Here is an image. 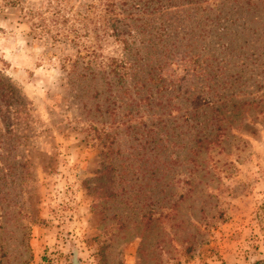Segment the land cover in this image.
<instances>
[{"label":"rangeland","instance_id":"obj_1","mask_svg":"<svg viewBox=\"0 0 264 264\" xmlns=\"http://www.w3.org/2000/svg\"><path fill=\"white\" fill-rule=\"evenodd\" d=\"M115 1L0 0V264H255L264 0Z\"/></svg>","mask_w":264,"mask_h":264},{"label":"trees","instance_id":"obj_2","mask_svg":"<svg viewBox=\"0 0 264 264\" xmlns=\"http://www.w3.org/2000/svg\"><path fill=\"white\" fill-rule=\"evenodd\" d=\"M85 1L87 3V9L88 10L96 11V10L100 9V10H102V12L105 15L109 14L110 12L115 11V6H116L115 0H85ZM49 2H51V1H48L47 4ZM99 19L100 18L98 17L97 20H99ZM108 20L111 21L112 31L117 33L118 32V28L116 26L117 19L114 16L109 14ZM100 21H102V19ZM105 24H107V20L104 22V25ZM91 49L93 52H95L94 48H91ZM86 51L89 52L88 49H86ZM92 61H93V59H90V60L86 61L85 63H86V65L90 66ZM95 61H97V59ZM111 61H114V60H111ZM110 72L114 73L117 76V80L121 79L124 76L123 72H119L117 70L116 63H114V65L110 69ZM107 84L109 85L110 81H108ZM103 147L107 148L106 150L103 151V155L105 158H108L110 153H112L111 147L109 146V144H106V143L103 144ZM152 215H153V209H148L142 213L141 221L146 227L152 226L153 221H154V218ZM159 215H160L159 218H162V215L161 214H159ZM123 227H125V225L122 222H120V228H123ZM255 264H264V259L258 260Z\"/></svg>","mask_w":264,"mask_h":264}]
</instances>
